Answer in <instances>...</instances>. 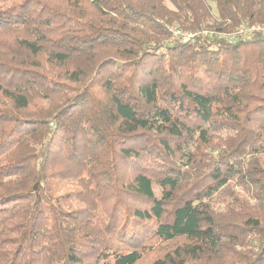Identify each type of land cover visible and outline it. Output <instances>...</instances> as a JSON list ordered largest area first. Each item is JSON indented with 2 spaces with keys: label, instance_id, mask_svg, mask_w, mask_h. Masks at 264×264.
Segmentation results:
<instances>
[{
  "label": "trees",
  "instance_id": "1",
  "mask_svg": "<svg viewBox=\"0 0 264 264\" xmlns=\"http://www.w3.org/2000/svg\"><path fill=\"white\" fill-rule=\"evenodd\" d=\"M168 1L0 0V264H264V0Z\"/></svg>",
  "mask_w": 264,
  "mask_h": 264
},
{
  "label": "rangeland",
  "instance_id": "2",
  "mask_svg": "<svg viewBox=\"0 0 264 264\" xmlns=\"http://www.w3.org/2000/svg\"><path fill=\"white\" fill-rule=\"evenodd\" d=\"M163 4L170 8L173 9V6L169 3L168 0H162ZM209 5L211 7V12L212 14L215 16L217 11L216 8L214 6V4L212 2H209ZM173 28H180L177 25H172L170 29ZM182 30H186L183 28H180ZM170 40V38H168L166 41ZM166 41L164 40L165 44H169L170 42L168 41V43H166ZM154 194L156 196L160 195L159 189L157 187L154 188ZM232 194H236L237 196H239L240 198L246 200L250 205L253 206H260L263 201H260L259 198H256V196L254 195V191L251 188H247V187H242L238 184H236L234 181H230V183L223 189H221L212 199V203L215 206V208L217 209H223L224 206L231 201Z\"/></svg>",
  "mask_w": 264,
  "mask_h": 264
},
{
  "label": "built area",
  "instance_id": "3",
  "mask_svg": "<svg viewBox=\"0 0 264 264\" xmlns=\"http://www.w3.org/2000/svg\"><path fill=\"white\" fill-rule=\"evenodd\" d=\"M264 30V24H243L241 25L234 33L224 34V38L227 42H233L241 36L250 35L253 32H260ZM211 32H208L204 29L197 30H182L180 28L170 29V40H168L172 44L174 42L186 43L189 41L195 40L197 37L210 36ZM166 41V43H168Z\"/></svg>",
  "mask_w": 264,
  "mask_h": 264
}]
</instances>
